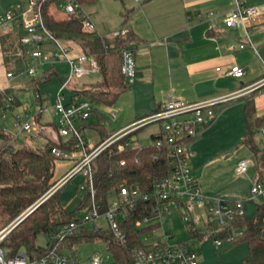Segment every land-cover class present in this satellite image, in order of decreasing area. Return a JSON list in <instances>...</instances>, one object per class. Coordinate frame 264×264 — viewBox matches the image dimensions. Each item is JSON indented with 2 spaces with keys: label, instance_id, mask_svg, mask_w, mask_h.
<instances>
[{
  "label": "built area",
  "instance_id": "obj_1",
  "mask_svg": "<svg viewBox=\"0 0 264 264\" xmlns=\"http://www.w3.org/2000/svg\"><path fill=\"white\" fill-rule=\"evenodd\" d=\"M65 12L80 14L82 26L85 30L92 31L95 27L81 5L76 0H62ZM260 12L256 6L246 5L237 0L235 8L225 19L227 26L242 24L247 26L260 21ZM20 24L26 31L20 37L21 42L28 48V57L25 59L26 71L30 75H35L39 66L50 61L52 56L65 57L70 67V74L66 81L62 82L60 88L55 93L53 108L57 115L56 130L60 136L70 137L71 142L68 148L52 146L51 152L55 160L69 159L72 165L57 178L48 193L49 196L57 188L78 172H82L87 177L86 186L89 189L91 198L90 207L86 209L82 217H77L69 222L61 223L57 232L51 235L50 240L40 251L20 252L19 249L11 251L3 244L9 231L13 228L14 222L0 229V264H108L103 257L94 254L88 257H81L76 253L62 251L60 243L72 237L89 221L94 224L92 230L102 231V226L96 223L99 217H104L107 228L112 232L113 237L118 241L125 240L126 232L122 228V223L130 215L138 198L142 197L151 200L150 213L141 214L134 220L135 228H146L147 231L156 232L161 226L158 217L162 211L168 210V205L174 204L182 209V219L185 222L194 220L190 217L192 212L202 210L205 216V224L213 230V242L216 246L222 245L223 241L233 244L242 235L243 228L232 226L231 221L239 215L245 214L242 199H224L219 197H209L204 194L199 186L196 177L191 171L190 158L193 155L191 149L192 140L200 133L204 126L205 117L214 118L216 111L214 105L224 100L225 97L210 98L197 102H185L179 98H167L161 101L152 112L137 118L130 124L112 132L109 136L96 143H90L84 137V131L80 124L90 115L92 103L87 99L68 98L65 100L63 89L73 74H82L91 70H97L96 60L85 53L78 56H69L64 47L59 45L58 38L47 31L43 24L39 0H27L26 7L20 4L14 5L0 12V27L8 28L10 24ZM126 28H121L112 35L125 34ZM44 40H51L57 44V50H50L43 46ZM241 47L244 44H240ZM121 65L120 70L127 82L132 83L137 77V67L135 60V50L130 46H123L120 49ZM87 64V65H86ZM229 74L240 77L245 70L237 64H233L229 69ZM7 77H13L12 71L6 72ZM264 85V74L257 81L250 84V89H258ZM14 95L9 94L6 98V107H10ZM25 110L26 107H23ZM41 113V111H38ZM114 114V112L112 113ZM35 114L25 112L14 120V130L4 127L12 134V142L18 138L28 135L36 138L39 133L33 130ZM35 120V119H34ZM158 121L160 123L159 135L152 141L157 147L167 146L169 175L154 182L150 192H141L134 184L121 185L114 192V197L108 201L106 208H102L99 202L95 201L96 187L92 177V161L104 149L110 148L112 144L134 130L142 128L147 123ZM106 123V120L104 121ZM130 144L129 140L118 142V148L122 149ZM111 150V149H109ZM123 164L124 160H120ZM248 160L242 159L236 167L237 173L247 170ZM264 194V178L255 179L248 191V196L253 198ZM42 198V199H43ZM198 216V213H197ZM198 220V219H197ZM171 233L163 231V240L155 243L145 244L140 240V245L134 249V264H199L197 251L186 241H173L168 239ZM242 264V263H239Z\"/></svg>",
  "mask_w": 264,
  "mask_h": 264
},
{
  "label": "crops",
  "instance_id": "obj_2",
  "mask_svg": "<svg viewBox=\"0 0 264 264\" xmlns=\"http://www.w3.org/2000/svg\"><path fill=\"white\" fill-rule=\"evenodd\" d=\"M240 1L256 6L260 12V21L247 26L240 23L227 26L225 19L235 8L237 0L144 1L129 20V26L125 24V28L135 34L132 43L137 77L119 95L121 97L124 94L134 106L127 114L126 123L116 130L152 112L167 98L197 102L225 97L214 105L216 116L205 117L202 130L191 142V171L205 195L242 199L245 210V200L241 198L244 188L239 179H244L241 176L246 177L250 188L260 175L264 178V168L259 170L254 154L243 142L246 129L245 106L252 101L254 114L260 118L255 139L260 147H264L259 140H264V85L258 89L248 87L264 74V0ZM7 4L0 3V12L10 8L11 5ZM17 4L24 8L27 0H20ZM17 31L26 34L20 24L12 23L6 29L0 27V35ZM115 31L101 30L99 34L112 36ZM58 43L69 56L84 53L72 37L58 38ZM43 46L50 50L58 49L57 44L51 40H44ZM25 47L27 58L30 47ZM58 58L52 56L38 71L42 74L44 71H56L57 68L51 63ZM48 63L52 69L44 68ZM233 64L244 68V75L235 77L229 74ZM12 65L18 69L14 61L6 62L0 41V90L12 89L11 80L15 76ZM9 70L13 72V77H7L6 72ZM38 71L35 77H38ZM11 94L14 95L13 92ZM38 97L41 98L40 94ZM118 111L114 108L110 115L114 118ZM41 115L42 112L38 120ZM39 124L43 131L50 122ZM158 128L150 135L157 132ZM242 159L248 160V166L256 164L253 176L248 174V167L243 173L236 172L237 164Z\"/></svg>",
  "mask_w": 264,
  "mask_h": 264
},
{
  "label": "trees",
  "instance_id": "obj_3",
  "mask_svg": "<svg viewBox=\"0 0 264 264\" xmlns=\"http://www.w3.org/2000/svg\"><path fill=\"white\" fill-rule=\"evenodd\" d=\"M57 0H39L43 24L48 32L56 38L72 37L81 46L83 52L92 56L97 62V70L101 73V80L90 87L73 89L69 98L87 99L92 103L112 105L120 93L129 87L121 73V53L123 46L134 48L135 34L126 29L125 34L112 36L101 35L95 31L85 30L82 26L80 14L66 12L65 15L56 16L52 11V5ZM81 7L94 0H76ZM22 34L17 32H3L0 41L5 52L6 62L12 60L19 70H25V45L20 40ZM21 49V50H20ZM54 70L44 71L43 75L49 79ZM37 77H33L35 80ZM11 89L0 90V110L6 109L7 96ZM18 105L20 101L14 96L10 105ZM97 113L94 122L83 121L80 124L84 131L86 128H95L99 131L101 139L111 133L105 132V116L96 108L91 109L90 115ZM252 101L245 106L246 129L243 142L249 147L256 158L257 166L264 168V147L256 142L255 134L258 131L260 118L254 114ZM38 113L34 119L38 122ZM50 127L56 131V139L47 137L42 145L28 144L21 141L18 145L12 142V134L0 126V226L10 224L16 215L26 208L33 207L49 191L53 184L55 171V156L51 152L52 146L68 148L70 137H63L57 133L55 123ZM138 130V129H137ZM132 131L118 142L129 140L130 144L122 149L117 143L110 148L101 151L92 161V177L96 187L95 201L102 208L108 205V194L116 192L121 185L132 183L141 192H150L157 180L169 175L168 148L157 147L152 141L159 135V131L150 135V143L140 145L136 143L135 133ZM38 132H42L41 129ZM85 137V136H84ZM96 143V142H95ZM111 149V150H109ZM120 160H124L121 164ZM71 179V178H70ZM258 179L261 178V175ZM86 186L87 177L84 176ZM87 187V186H86ZM60 188H57L47 196L33 211L26 215L9 231L3 241L12 252L20 247H25L28 252L40 251L42 247L35 244V235L43 230L49 234L57 232L61 223L69 222L77 218L79 209L90 207L91 198L87 187L86 194L78 207L73 211H67L59 199ZM151 200L138 198L130 215L122 223L126 232L125 240H116L109 229L96 231L82 228L69 238L81 235L98 236L107 243V249L112 254L108 264H134V249L140 245V234L151 228H135L134 220L141 214L150 213ZM232 226L242 227L243 233L234 243L245 241L248 251L242 264H264V202L257 203L254 214L247 217L246 214L236 216L230 223ZM1 227V228H2ZM191 232L194 230L190 228ZM196 235L201 236L200 233Z\"/></svg>",
  "mask_w": 264,
  "mask_h": 264
},
{
  "label": "rangeland",
  "instance_id": "obj_4",
  "mask_svg": "<svg viewBox=\"0 0 264 264\" xmlns=\"http://www.w3.org/2000/svg\"><path fill=\"white\" fill-rule=\"evenodd\" d=\"M20 0H0V3L6 2L10 7L17 5ZM26 2V0H21ZM145 0H94L93 2L83 6L84 11L88 14L91 21L94 23L95 27L92 31L96 33L110 32L114 30H119V28H125V24L129 26V20L135 16L137 9L144 3ZM62 0H57L53 5L52 9L57 16L65 15L66 12L62 8ZM98 29V30H97ZM76 41V40H75ZM77 42V41H76ZM76 50V49H75ZM57 69L55 73L49 79L38 71V77L34 80V75H30L25 70L12 69L15 76L11 80V91L20 101V104H12V107H7L6 109L0 110V126L8 127L14 130V120L17 116L23 115L25 112L29 114H38V111L42 112L40 122L33 121V130L37 131L40 128L39 123L53 122L55 123L54 113V98L56 91L60 88L62 82L66 81L70 74V67L66 59L58 58L52 62ZM50 63L46 64L44 68L48 67L52 69ZM36 76V75H35ZM102 76L98 70H92L80 75L73 74L67 82L66 87L63 89V95L65 100L69 98V95L73 89H81L83 87H90L92 84H96L101 80ZM11 92V93H12ZM40 94V97L38 95ZM92 103V102H91ZM134 104L125 95L117 98V100L112 105H106L101 103H92V110L96 108L101 114L105 116L104 120L108 123L105 124V132L111 133L120 126L126 123L125 119L129 111L133 108ZM23 107H26L24 110ZM117 108L118 115L114 118L110 115L111 110ZM97 118V113L94 112L86 121L94 122ZM113 118V119H112ZM76 125L83 122L75 121ZM160 123L158 121H153L147 123L142 128L138 129L135 133L136 143L140 145L150 143V133L159 127ZM39 133V132H38ZM84 136L90 143L98 142L101 139L100 133L95 128H87L84 130ZM47 137L56 139V131L50 127L46 126L36 138L32 136H24L17 139L14 142L18 145L21 141H26L28 144L32 145H42L46 141ZM31 139V140H30ZM260 140L261 144H264V140ZM69 159H60L56 161L55 171L53 176V182L60 177V175L67 170L72 163ZM239 163V162H238ZM256 173V164H250L248 166V174L254 175ZM240 184L244 188L243 196L245 200V214L247 217H251L256 209L257 203L264 202V194L257 195L253 199L247 194L249 190V181L246 177L241 176ZM84 176L82 172H78L71 177V179L65 182L59 192V199L62 206L67 211L75 210L80 204L81 200L86 194L87 187L84 185ZM248 189V190H247ZM114 194L110 192L108 194V199L111 201ZM32 207L26 208L16 215L13 220L15 221L21 215H23L27 210ZM85 208H81L78 211L77 217H82ZM192 215L194 221L185 222L182 219L181 213L182 209L178 208L174 204L168 205V210L162 211L161 216L158 217L161 221V226L157 228L156 232L147 231L140 234V240L142 243L150 244L155 243L158 240H163V231L171 233V237L168 239L170 242L173 241H186L191 247H193L199 256V264H239L242 262L247 254L248 246L245 241H239L237 243H228L223 241L222 245L216 246L213 242V230H211L204 222L205 216L202 215V210L198 209ZM198 219V220H197ZM99 226H102L103 230L108 229L107 223L104 217H99L96 220ZM93 222L89 221L85 224L84 228L87 230L92 229ZM3 225L0 226V229ZM190 228L194 231L191 232ZM200 233L201 236L196 235ZM51 234L47 231H39L35 235V244L40 247H45L47 242L50 240ZM62 251L68 253H76L79 256L85 258L94 254L103 257L105 263H109L112 259L111 252L107 249V243L104 239L98 236H85L81 235L76 238H68L60 243ZM20 252L27 253L28 250L25 247L19 248Z\"/></svg>",
  "mask_w": 264,
  "mask_h": 264
},
{
  "label": "water",
  "instance_id": "obj_5",
  "mask_svg": "<svg viewBox=\"0 0 264 264\" xmlns=\"http://www.w3.org/2000/svg\"><path fill=\"white\" fill-rule=\"evenodd\" d=\"M46 198V197H45ZM45 198L41 199L37 204H35L32 208L27 210L23 215H21L18 219L15 220L14 226L19 223L26 215H28L31 211H33Z\"/></svg>",
  "mask_w": 264,
  "mask_h": 264
}]
</instances>
